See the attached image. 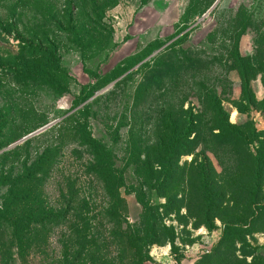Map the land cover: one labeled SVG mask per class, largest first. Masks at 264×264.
<instances>
[{
    "label": "rangeland",
    "instance_id": "1",
    "mask_svg": "<svg viewBox=\"0 0 264 264\" xmlns=\"http://www.w3.org/2000/svg\"><path fill=\"white\" fill-rule=\"evenodd\" d=\"M97 163L144 264H264V0H0V264L108 221Z\"/></svg>",
    "mask_w": 264,
    "mask_h": 264
},
{
    "label": "trees",
    "instance_id": "2",
    "mask_svg": "<svg viewBox=\"0 0 264 264\" xmlns=\"http://www.w3.org/2000/svg\"><path fill=\"white\" fill-rule=\"evenodd\" d=\"M50 84L55 91L63 92V88L60 84H55L54 80L51 79ZM224 123L227 122L224 121ZM225 124L223 126L219 124V129H223V132L224 127L227 126ZM95 157L97 156L95 155ZM97 165L96 168L99 170L96 172L97 179L105 186V195L110 202H113V207L109 206L104 211L107 218L105 216L103 218L108 221L104 225H98L99 227L90 224L85 213L80 217L73 216L75 220L81 219L80 223L75 226L74 239L67 241L66 248L69 254L64 256L63 264H144L149 260L148 248L157 244L159 239L153 233V228L151 232L144 233L132 230L133 227L124 220L125 216H121L118 209L114 208V205L121 202V198L119 194L113 192L112 178L108 173V167L98 163ZM18 195L21 197L23 193H18ZM253 204L257 206V212L264 217V204L257 201ZM98 214L101 217L104 215L100 212ZM65 216L69 217L67 212H65ZM15 228L16 240L20 244L19 241L22 239L20 223ZM67 229H72V226L70 225ZM141 233L142 235H140ZM226 234L228 231L225 228L224 235ZM110 247L116 248V257H114L115 255L111 256Z\"/></svg>",
    "mask_w": 264,
    "mask_h": 264
},
{
    "label": "water",
    "instance_id": "3",
    "mask_svg": "<svg viewBox=\"0 0 264 264\" xmlns=\"http://www.w3.org/2000/svg\"><path fill=\"white\" fill-rule=\"evenodd\" d=\"M46 127H48V126H46ZM46 127H44V128H46ZM44 128H42V129H44ZM42 129H41V130H42ZM41 130H39V131H41ZM32 135H33V134H31V135H29V136H27V137L23 138L21 141H24V140H26L28 137H31ZM21 141H20V142H21Z\"/></svg>",
    "mask_w": 264,
    "mask_h": 264
}]
</instances>
